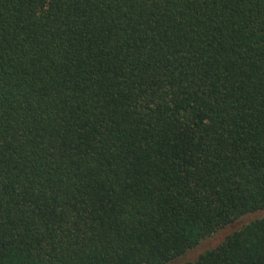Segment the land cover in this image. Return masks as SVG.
Instances as JSON below:
<instances>
[{
    "label": "trees",
    "instance_id": "1",
    "mask_svg": "<svg viewBox=\"0 0 264 264\" xmlns=\"http://www.w3.org/2000/svg\"><path fill=\"white\" fill-rule=\"evenodd\" d=\"M264 210V0H0V264H167ZM185 264H264V216Z\"/></svg>",
    "mask_w": 264,
    "mask_h": 264
},
{
    "label": "rangeland",
    "instance_id": "2",
    "mask_svg": "<svg viewBox=\"0 0 264 264\" xmlns=\"http://www.w3.org/2000/svg\"><path fill=\"white\" fill-rule=\"evenodd\" d=\"M263 216H264V210L246 214L241 218H239L238 220H236L235 222H233L232 224L225 226L224 228L213 233L211 236L203 239L202 241L199 242V244L196 247L186 251L184 254L170 261L167 264H185L187 262H193L198 258L200 254L204 253L207 250L213 249L217 245H219L222 241H224V239L228 235L239 230L246 224L256 219H259Z\"/></svg>",
    "mask_w": 264,
    "mask_h": 264
}]
</instances>
